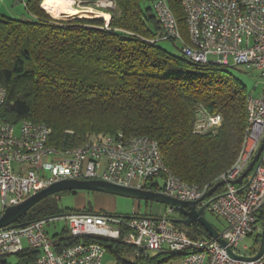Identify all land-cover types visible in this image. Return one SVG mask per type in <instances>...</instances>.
<instances>
[{
    "label": "trees",
    "instance_id": "trees-1",
    "mask_svg": "<svg viewBox=\"0 0 264 264\" xmlns=\"http://www.w3.org/2000/svg\"><path fill=\"white\" fill-rule=\"evenodd\" d=\"M42 1H26L29 19L0 14V82L7 90L0 112L4 120L47 123L52 128L48 144L59 149L119 132L145 134L158 141L166 164L185 181L208 183L211 189L222 180L242 149L252 94L232 66L195 62L162 48L155 0L148 5L145 0H116L118 12L113 11L108 27L103 18L53 17V9L45 10ZM167 1L187 38L183 0ZM215 114L223 118L217 129L197 130L198 123ZM157 177L145 181L144 188L161 189L163 178L160 182ZM225 187L219 185L213 195ZM67 212L106 211H94L91 204L61 210L44 198L16 224ZM174 212L184 217L176 208ZM263 216L264 209L260 226ZM171 222L193 238L210 237L199 222ZM260 232L251 235L258 247ZM96 240L71 236L68 228L52 237L57 252ZM97 241L118 264H161L179 255L162 251L135 255L131 261L127 256L134 254L133 245L121 239ZM15 254L18 264H35L40 250ZM0 264L12 263L2 256Z\"/></svg>",
    "mask_w": 264,
    "mask_h": 264
},
{
    "label": "built area",
    "instance_id": "built-area-1",
    "mask_svg": "<svg viewBox=\"0 0 264 264\" xmlns=\"http://www.w3.org/2000/svg\"><path fill=\"white\" fill-rule=\"evenodd\" d=\"M97 8H117L116 0H94ZM187 38L167 0H155L154 12L163 32L158 40L179 39L188 59L226 66L244 65L257 71L263 89L248 97V127L240 154L223 175L225 190L207 198V206L221 217L226 227L220 231L226 244L212 237L193 238L172 225L169 206L158 216L134 213L118 216L108 212H67L34 220L26 225L0 227V257L28 248L40 250L35 264H101L107 252L98 239H121L135 248L136 256L151 251H168L182 257L181 264H264V252L255 259L238 249L241 242L261 230L259 214L264 209V152L255 172L246 183H233L247 168L264 136V0H183ZM99 11V10H98ZM105 17L106 27L111 14ZM215 54V59L209 55ZM7 90L0 82V112ZM215 114L197 125V130H215L222 124ZM52 128L29 119L14 124L0 116V200L3 207L23 201L32 193L63 179H101L116 184L144 187L152 177L163 178L161 191L183 200H196L210 185L189 183L166 164L156 139L145 134L123 132L89 139L83 144L59 149L49 145ZM204 203V202H203ZM65 220L71 236L93 237L57 252L46 224ZM256 244V242H255ZM245 249L248 246L245 245Z\"/></svg>",
    "mask_w": 264,
    "mask_h": 264
},
{
    "label": "water",
    "instance_id": "water-1",
    "mask_svg": "<svg viewBox=\"0 0 264 264\" xmlns=\"http://www.w3.org/2000/svg\"><path fill=\"white\" fill-rule=\"evenodd\" d=\"M264 152V136L261 140V143L254 154L253 158L249 162L247 168L244 172L233 181V183L241 184L243 180L255 172L256 167L260 162V157ZM226 184V180L222 179L216 185H214L209 191L205 193L199 199L196 200H183L175 196L167 195L161 191L147 189L144 187L128 186L116 184L110 181L101 180V179H63L32 193L23 201L9 205L5 207L0 212V227L17 225L16 222L34 205L39 203L44 198L59 193L62 191H78V190H87V191H97L105 192L120 196H125L134 199H143L146 201H156L162 202L167 205H170L184 217L175 218L176 221H181L185 225H190L193 222H199L207 231L210 237L216 239L222 244H226V240L222 237L221 232L205 217L204 212L209 205L210 200H207L208 197L212 196L219 185ZM204 202V203H203ZM229 253L236 258H245V259H255L260 257L264 252V216L261 224L260 232V245L257 252L252 256H241L236 254L232 248L227 247Z\"/></svg>",
    "mask_w": 264,
    "mask_h": 264
},
{
    "label": "rangeland",
    "instance_id": "rangeland-1",
    "mask_svg": "<svg viewBox=\"0 0 264 264\" xmlns=\"http://www.w3.org/2000/svg\"><path fill=\"white\" fill-rule=\"evenodd\" d=\"M145 5L151 3L150 0H145ZM23 1L19 0V5L22 6ZM79 9L87 11L90 8H95L97 10H102L105 12H108L111 14L110 21L112 18V13L113 11L118 12V8H115L109 12L108 9H103V8H97L93 1L87 2L84 0H77V5ZM50 9L52 8V4L49 7ZM95 11V10H94ZM48 12V11H46ZM49 13V12H48ZM85 12L84 14H77L74 15L71 18H105L101 15H97L94 13H87ZM50 15L54 16V13H49ZM91 15V16H90ZM19 18H24V19H29L31 18V15L28 12H24L22 15L19 16ZM58 18V17H56ZM64 18V17H61ZM106 26V25H105ZM153 29L154 27L151 26ZM158 44L164 48L165 50L177 55V56H182L183 53L181 51V48L183 46V43L179 39L171 40V39H164V40H158ZM217 56L215 54H210L209 58L215 59ZM233 70L235 73L245 82V84L248 86V88L251 91H254V87L257 85V81L259 82L258 74L257 71H251L246 68L244 65H238V66H232ZM260 83V82H259ZM262 83H260L261 86ZM252 173V172H251ZM250 173V174H251ZM249 174V175H250ZM157 179L162 182L161 177H157ZM48 201L53 202L55 204V207L61 210H66L68 209H77L80 208L83 205H88L91 204L97 209H103L104 211L111 213V214H119V215H130L135 212H140V213H150L151 211L157 213L160 209L162 210L163 213L167 212V207L168 205L162 202H156V201H146L143 199H134V198H129L125 196H120V195H115V194H109L105 192H97V191H87V190H82L80 193L75 194L71 192H59L55 193L53 195H50L46 197ZM42 206H45V204H41ZM4 209L3 204L1 203L0 200V212ZM205 217L220 231L223 230V222L224 220L217 216L215 213H213L208 207L205 210ZM174 215L175 217H178L177 212H172L171 217ZM67 223L65 220H60L58 222L51 221L46 224V228L48 230V233L53 236L55 230L61 231L64 226H66ZM56 227V228H55ZM261 231V230H260ZM245 245L248 246V249H245ZM256 246L255 244V235L249 236L245 238L239 247V251L242 253H252V249H254ZM130 260H134L135 254H129L127 256ZM7 260L12 263V264H18L19 262V257L17 254H10L7 255Z\"/></svg>",
    "mask_w": 264,
    "mask_h": 264
},
{
    "label": "crops",
    "instance_id": "crops-1",
    "mask_svg": "<svg viewBox=\"0 0 264 264\" xmlns=\"http://www.w3.org/2000/svg\"><path fill=\"white\" fill-rule=\"evenodd\" d=\"M22 1H23V4L21 6V5H19V0H0V14H4V15H7V16H10V17H14V18H19V16L22 15L25 11L28 12L27 9H26V4H25L27 0H22ZM54 2H55V0H43L41 5H42L43 8H45V10L47 9V10L50 11V9H48V8L50 7L51 4H52V8H54ZM258 85H260V83L257 81V85L254 87V91H251V93L253 95H255V96H259L261 94V92H262V89H263V85H261V86H258ZM250 175H252V173ZM250 175L243 180V183H246L249 180ZM80 191H82V190H78L75 194L80 193ZM219 193H216L215 195H217ZM86 206L87 205L85 204V205H83V206H81L80 208H77V209H83ZM93 209H94V211L103 210V209H97L94 206H93ZM135 213L158 216V215L162 214L163 212L160 209L157 213H155L153 211H151L150 213H140V212H135ZM177 214H178L179 218L183 217L179 213H177ZM115 215L127 216V215H119V214H115ZM171 218L175 219L177 217L172 215ZM225 227H226V223L224 221L223 222V229ZM65 228H67V225L64 226L63 229H65ZM63 229L61 231L55 230L53 236L55 234H57V233H61L63 231ZM49 236L51 238L53 237L50 234H49ZM25 246H26V249H28L27 242H25ZM160 252H162V251H151L150 255L155 256V255L159 254ZM181 261H182L181 255H176L175 257H172V258L162 262L161 264H181ZM101 264H118V260L116 259L115 255L112 252L108 251V252H106Z\"/></svg>",
    "mask_w": 264,
    "mask_h": 264
},
{
    "label": "bare ground",
    "instance_id": "bare-ground-1",
    "mask_svg": "<svg viewBox=\"0 0 264 264\" xmlns=\"http://www.w3.org/2000/svg\"><path fill=\"white\" fill-rule=\"evenodd\" d=\"M77 5V0H55L54 2V16L61 18H71L74 15L77 14H84L85 12L89 13H94L97 15L105 16L108 17V12L102 11V10H97L95 8H90L87 11L79 9L76 7ZM95 10V11H94ZM86 13V14H87ZM91 16V15H90ZM98 17V16H97Z\"/></svg>",
    "mask_w": 264,
    "mask_h": 264
}]
</instances>
